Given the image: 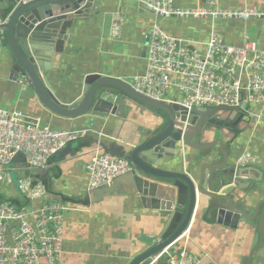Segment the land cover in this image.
I'll use <instances>...</instances> for the list:
<instances>
[{"label": "crops", "instance_id": "0c3cea01", "mask_svg": "<svg viewBox=\"0 0 264 264\" xmlns=\"http://www.w3.org/2000/svg\"><path fill=\"white\" fill-rule=\"evenodd\" d=\"M14 1L0 0V17L9 15ZM173 2L180 8L207 6L203 0ZM217 6L229 10L264 9V0H218ZM93 7V14L74 18L66 30L68 40L58 68L44 74L61 104H71L81 95L88 75L130 82L144 74L148 39L154 25L198 49H203L211 33L220 35L228 45L240 47L248 40L264 48V19H164L147 12L135 0H98ZM11 60L6 42L0 44L1 109L19 111L30 122L54 129L87 133L67 150L53 155L44 170L22 163L0 167L2 202L17 200L19 204L6 202L32 208L58 202L69 209L64 213L62 254L57 264H130L151 248L152 244L148 245L144 238L158 240L170 218L165 212L143 207L137 196L127 194L123 188L106 196L96 194L91 202L93 190L88 187L86 165L102 144L115 141L128 149L139 144L160 126L161 119L155 111L127 99L124 104L116 103L123 118L56 117L42 106L30 84L8 79ZM170 96L180 97L177 91H171ZM257 111H261L258 121L252 117ZM209 122L207 126L215 130L206 134L205 143L221 138L231 163L240 162L247 169L245 176L250 184L243 197L247 221L241 218L234 227L217 223L214 211L208 210L210 200L206 199L205 203H198L191 224L170 250L195 254L200 264H264V103L248 106L242 112L221 111ZM198 153L183 148L175 162L165 164L164 169L196 178L200 165L208 162L204 158L197 162ZM24 182L43 186L44 195L28 200L19 189ZM41 264L47 263L42 259Z\"/></svg>", "mask_w": 264, "mask_h": 264}, {"label": "water", "instance_id": "95a60500", "mask_svg": "<svg viewBox=\"0 0 264 264\" xmlns=\"http://www.w3.org/2000/svg\"><path fill=\"white\" fill-rule=\"evenodd\" d=\"M95 1L98 0H33L17 4L15 0L10 6L8 23L2 26L12 57L8 79L15 82L19 76H26L42 106L62 119L83 116L104 119L109 115L123 118L116 103L124 104L126 99L160 114V126L139 144L129 149L115 141L101 145L102 152L128 160L135 171L90 193L92 202L96 194L106 196L123 188L127 194L137 196L143 207L167 213L170 221L163 235L158 240L144 238V242L152 244L151 248L130 263L151 264L164 249L179 242L198 203L203 204L206 199L210 200L208 210L214 211L217 223L234 227L241 218L247 221L243 204L250 184L245 176L247 169L240 162L231 163L221 138L208 143L204 140L207 133L215 130L207 126L211 118L221 111L242 112L245 104L232 109L198 108L187 113L175 101L167 104L151 100L126 82L99 74L86 76L81 95L71 104H61L44 74L58 68L68 40L66 30L74 18L93 14ZM183 148L200 152L197 162L203 158L208 161L200 165L196 178L164 169L165 164L175 162ZM13 163L25 164L23 154L17 153L11 160Z\"/></svg>", "mask_w": 264, "mask_h": 264}, {"label": "built area", "instance_id": "2783aa9c", "mask_svg": "<svg viewBox=\"0 0 264 264\" xmlns=\"http://www.w3.org/2000/svg\"><path fill=\"white\" fill-rule=\"evenodd\" d=\"M33 0H17L26 4ZM155 17L170 19L263 20L264 9L243 7L221 9L218 0H203L206 7L180 8L173 0H135ZM9 16L0 17V44L5 42ZM203 49L186 40L168 36L154 25L148 39L144 74L126 82L139 94L162 103L176 102L190 113L198 108H236L264 103V48L246 40L242 46L228 45L211 33ZM29 86L26 76L15 81ZM177 91L180 97L170 96ZM258 121L261 111L252 113ZM85 130H58L30 122L19 111L0 108V167L6 168L17 153L23 154L28 168L44 170L50 158L86 135ZM0 169V171H1ZM6 170V169H5ZM7 171V170H6ZM89 190L111 186L119 176L135 167L126 159L96 150L86 165ZM3 175L0 172V180ZM19 189L28 200L44 195V187L30 182ZM69 210L58 202L38 208L0 202V264H57L62 254L63 218ZM164 249L151 264H200V258L186 250Z\"/></svg>", "mask_w": 264, "mask_h": 264}, {"label": "trees", "instance_id": "16d2710c", "mask_svg": "<svg viewBox=\"0 0 264 264\" xmlns=\"http://www.w3.org/2000/svg\"><path fill=\"white\" fill-rule=\"evenodd\" d=\"M4 199H2V198H0V202H2ZM6 201H12V202H14V203H17V204H19V202L17 201V200H6ZM27 205V204H26ZM177 244V243H176ZM177 251H179V250H175L174 252H177Z\"/></svg>", "mask_w": 264, "mask_h": 264}, {"label": "rangeland", "instance_id": "374dc122", "mask_svg": "<svg viewBox=\"0 0 264 264\" xmlns=\"http://www.w3.org/2000/svg\"><path fill=\"white\" fill-rule=\"evenodd\" d=\"M151 113V112H150ZM157 113V112H156ZM151 114H153V113H151ZM155 114V113H154ZM145 115V114H144ZM144 115H142L141 117H143ZM155 115H157L158 116V118L159 119H161V116H159L160 114L159 113H157V114H155Z\"/></svg>", "mask_w": 264, "mask_h": 264}, {"label": "flooded vegetation", "instance_id": "af4514ba", "mask_svg": "<svg viewBox=\"0 0 264 264\" xmlns=\"http://www.w3.org/2000/svg\"><path fill=\"white\" fill-rule=\"evenodd\" d=\"M209 124L212 125L211 122H209Z\"/></svg>", "mask_w": 264, "mask_h": 264}]
</instances>
